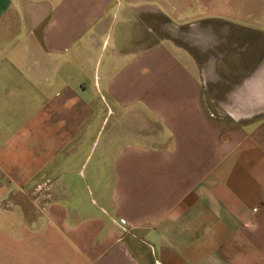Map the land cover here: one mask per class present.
Returning a JSON list of instances; mask_svg holds the SVG:
<instances>
[{"label": "crops", "instance_id": "0c3cea01", "mask_svg": "<svg viewBox=\"0 0 264 264\" xmlns=\"http://www.w3.org/2000/svg\"><path fill=\"white\" fill-rule=\"evenodd\" d=\"M125 2L114 27L116 0H0V264H264V0L200 2L243 71L229 122L190 47L146 42L165 0Z\"/></svg>", "mask_w": 264, "mask_h": 264}, {"label": "rangeland", "instance_id": "374dc122", "mask_svg": "<svg viewBox=\"0 0 264 264\" xmlns=\"http://www.w3.org/2000/svg\"><path fill=\"white\" fill-rule=\"evenodd\" d=\"M176 1L178 2V0H165L164 16H155L143 13H139L137 15L141 31L144 35H148L146 36V42H150L152 39L161 38L162 36H167L187 47H190L193 56L199 60L200 67L203 68V74L205 70V73L208 75H211L212 73L215 77H212L211 79L203 75V79H205L203 99L207 107V111L214 119L226 120L227 122L231 120L233 121L232 117L236 114V111L230 108L229 101L231 100V97L225 90H227V88H229L228 86L238 79L243 71L238 72V70L233 68L236 64L234 60L236 46L231 44L229 48V45H227V39L230 37L227 36V34L230 30L227 28L221 30L219 23L210 20H208V22H212V24L208 23V25H206L208 28L204 26L205 22L203 19H208L209 17L207 14L202 12L203 6L200 3L202 0H192V2H194V6H192V9L194 8V12H168L167 5L170 6L171 3L174 8L182 10L186 9V11L188 10L187 0H179L178 3L180 4H177ZM129 3L135 4L134 2L131 3V1H129ZM128 6L129 4H127L125 0H116V3L114 4L115 15L111 21L114 23V27L122 23L127 25L126 18H128V20L131 19ZM191 21L199 22L189 27L188 25ZM225 51H228V57L230 55L233 56L232 59L229 58L227 63L217 61V59L221 57V54L224 55V53H226ZM244 56L245 55H243V57ZM222 106H224V108H222ZM228 106L229 108H226ZM106 128L107 125H103L101 127L98 133V138L95 139V142L91 147V152H94V157L98 155V152H102L104 150ZM102 177H105V175L101 174V178ZM101 184H103L102 179ZM78 193L82 194V198L84 199L83 203L88 212L98 214L99 216H103V218L113 214L110 207L103 200L105 197L107 198V191L104 188L99 186V189H95L94 187L91 189V187L87 185L84 190H78ZM100 205L105 208L107 213L100 210ZM27 257L26 253L23 254V261L26 262ZM41 257L42 254L39 250H37L36 264L42 262H40Z\"/></svg>", "mask_w": 264, "mask_h": 264}]
</instances>
